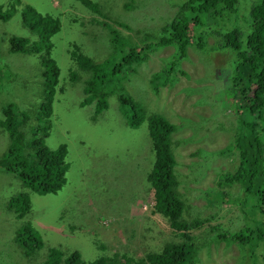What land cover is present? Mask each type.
Segmentation results:
<instances>
[{
	"label": "rangeland",
	"instance_id": "1",
	"mask_svg": "<svg viewBox=\"0 0 264 264\" xmlns=\"http://www.w3.org/2000/svg\"><path fill=\"white\" fill-rule=\"evenodd\" d=\"M14 1L0 0V62L3 64L0 66V156L10 144L4 124L8 118L20 131L24 128L28 138L35 134L37 126L42 135L43 127L50 121V135L45 138L47 144L57 148L67 143L73 159L67 172L69 182L58 195L37 193L32 196L37 210L31 214L38 221L45 240L44 249L59 244L66 251L79 250L84 260L114 252L127 253L138 260L146 257L148 252L162 251L166 243L183 241L182 232H186L198 236L195 243L199 251L194 264H251V257L245 259L240 256L242 253L237 244L226 246L225 241H212L215 234L211 225L221 224L234 230L245 221L243 210L236 202L241 186H232L230 194L234 195L235 201L226 197L228 202L224 201L219 206L211 204L212 195L207 192V188L214 184L215 169L233 170L237 163L235 155L230 151L225 155H214L213 159H208L207 167L206 164L201 166L200 171L205 170V174L201 176L197 172L200 177L191 180L189 188L186 183L180 184L186 206L185 217H198L203 223L181 230L172 227L167 216L155 207L154 188L150 186L146 192L142 183L149 175L155 158L147 114L144 121H139V117L128 124L117 94L110 95L107 109L97 112L93 99L99 93L88 94L86 91L90 72L83 71L73 56L75 52H81L108 73L125 56L129 45L123 39L112 43L110 28L99 23L82 0H16L17 4L10 8ZM91 1L99 4L109 0ZM160 1L146 0L149 6ZM130 2L113 0L110 1L113 4L111 8L104 6L111 17L120 22L100 17L118 27L119 38H140L136 32L141 29L134 30L141 22L140 14L131 15L132 9L126 7ZM27 4L37 11L33 19L41 13L51 14L60 20L61 30L51 36V53H47L48 48L43 43H39L41 37L38 32L24 24L21 10ZM15 6L17 9L11 15ZM141 10L137 9L136 13ZM169 10L172 13L173 7L167 4V0H162L160 8L155 7L151 13L159 14V19L163 12ZM203 20L209 23L205 25L209 29L220 25L207 13L203 14ZM190 26L192 33V22ZM13 36L28 37L33 47L39 43L45 48L31 53L12 52L10 38ZM214 42L213 35L209 36L208 45H216ZM141 47L137 45L135 50ZM174 50L173 45L160 47L150 53L148 61L126 66L104 82L107 89L114 88L108 89L110 92L124 89L144 112L159 113L175 124L172 137L179 160L176 168L185 173L189 171L188 165L196 167L194 161L203 158L201 154L191 155V152L201 148L216 153L234 140L240 118H245V113L241 115L237 105L243 86L240 90L231 91L227 54L223 49H216V56L212 57V53L191 47L181 62V68L189 75L177 71V82L174 85L163 84L156 92L151 83L152 71L161 69ZM46 57L54 59L53 68H48L50 63L45 64ZM106 61L110 63L106 64ZM252 88L254 85L250 91L253 95ZM50 89L53 111L45 116L40 106L48 100L46 95ZM5 107L9 112H5ZM17 177L11 172H0V264L11 260L1 249L8 252L12 235L16 232L15 225L7 226L12 214L8 213L2 201L16 189ZM90 187H117L125 191V196L113 199L105 193L96 199L90 194ZM76 193L81 201L75 197ZM102 244L106 245L105 249ZM35 262V259L25 258L20 264Z\"/></svg>",
	"mask_w": 264,
	"mask_h": 264
},
{
	"label": "trees",
	"instance_id": "2",
	"mask_svg": "<svg viewBox=\"0 0 264 264\" xmlns=\"http://www.w3.org/2000/svg\"><path fill=\"white\" fill-rule=\"evenodd\" d=\"M84 1L94 14L93 17L110 28L112 43L123 39L129 48L125 56L113 66L112 72L108 73L99 63H95L92 58L81 52H75L76 55L73 54V56H76L83 71L90 72L86 82L88 94L94 91L99 93L93 99L97 112L107 109L110 95L117 94L119 105L124 109L122 113L129 124L139 117V121H144L147 114L146 121L153 140L152 153L154 152L155 158L149 175L142 183L146 192L150 186L154 188L156 209L167 216L172 227L179 230L202 224L198 217L194 219L185 217L186 206L180 184L186 183L189 188L191 180H197L200 175L205 174V170L200 171V169L204 164L206 167L209 165L208 159H213L216 154L225 155L227 151H230V154H234L237 159L235 167L233 170L225 171L218 170L217 167L214 184L207 188V192L212 195L211 204L219 206L224 201L228 202L226 197L233 198L234 195H231L233 185L241 186L236 202L243 210L245 221L234 230L221 224L211 225L215 234L212 241H225L228 244L226 246L237 244L241 249L240 256L245 259L251 257V264H264V0H167V4L173 7L174 16L169 10L163 12L160 20L157 19L159 14L151 13L154 8L147 5L146 0H132L126 4L127 8L132 9L131 15H138L133 9H142L139 12L140 16L138 15L141 22L134 27V30L141 29L136 32L140 38L138 36L119 38L118 27L100 19L105 17L120 22L118 19H113L104 9V6L107 9L108 6L111 8L113 4L110 1L113 0L99 4L91 0ZM218 3L222 6L221 11L217 10ZM16 4L15 0L9 7ZM15 9H17L16 6L11 15ZM21 13L24 24L30 26L32 31L38 32L41 37L39 43H43L48 48L47 53H51V47H53L51 36L61 30L60 20L51 14L41 13L38 18L33 19L37 11L29 4L23 7ZM164 13L168 14L164 16ZM204 13L220 25L211 29L206 28L205 25L209 23L202 19ZM190 22H192V33ZM127 23L133 27L131 22L127 21ZM211 35L216 45H208ZM10 40L12 52L31 53L45 48L39 43L33 47L30 39L25 36H13ZM137 45L142 47L135 50ZM171 45L175 47L173 54L165 60L161 69L152 71L151 83L156 92L163 84L174 85L177 82V71L189 75L188 71L181 68V62L191 47L212 53L214 55L212 57L216 56L218 51L216 49H223L224 54H227L226 64L229 68V79L232 82L231 91L240 90L243 86L240 93L242 97L236 104L239 105L241 115L245 113V118H240L234 140L216 150V153L201 148L191 152V155L201 154L203 158L200 161H194L196 167L192 164L188 165L189 171L185 173L176 168L179 160L172 137V132L176 128L175 124L159 113L149 114L148 110L144 112L143 108L137 106L136 99L127 95L124 89L110 92L108 89L114 88L107 89L104 82L106 79L115 77L126 66H137L139 63L148 61L152 51ZM111 58L114 56L111 55ZM53 62L54 59L45 58V64L50 63L49 69L53 68ZM108 63L110 62L106 61V64ZM2 65L0 62L1 67ZM123 78L124 74L119 77V80L122 81ZM46 84L50 86V82ZM252 85H254L253 95L250 93ZM50 91L52 92V89L46 95L48 100L40 106L42 115L45 116H49L53 111ZM234 95L237 96V92ZM119 96L124 99H119ZM5 109V112H9L6 107ZM49 123L51 124L47 121V125L43 127L42 135H40V127L37 126L35 134L28 138L24 128L20 131L13 120L9 121L8 118L4 120L7 130L5 127L3 129L9 134L10 144L0 156V169L5 172L13 171L18 176L16 189L13 188L14 190L2 201L8 213L12 214L11 222L7 226H16L8 252L1 249L11 259L7 264H20L25 258L35 259L38 264H194L199 251V246L195 243L198 236L182 231L183 241L166 243L162 251L148 252L146 257L138 260L127 253L118 252L102 253L94 259L84 260L79 250L66 251L59 244H53L44 249L45 240L40 233L38 221L31 214L37 210L32 196L37 193L58 195L69 182L67 172L73 163L67 143H62L57 148H51L47 144L45 138L50 135ZM197 172H200V175ZM89 186L93 185L89 184ZM90 188L92 189L90 194L96 199L105 193L110 194L113 199L125 196V191L117 187ZM78 193L75 197L81 201ZM101 246L106 248L104 244Z\"/></svg>",
	"mask_w": 264,
	"mask_h": 264
},
{
	"label": "clouds",
	"instance_id": "3",
	"mask_svg": "<svg viewBox=\"0 0 264 264\" xmlns=\"http://www.w3.org/2000/svg\"><path fill=\"white\" fill-rule=\"evenodd\" d=\"M83 2H84V4L86 5V3H85V1L84 0H82ZM132 1V0H131ZM161 6V1L160 2H155L153 5H152V7L153 8H155V7H160ZM86 7H88L87 5H86ZM88 9H90L89 7H88ZM134 11H136V9H133ZM138 14H139V12H138ZM202 19H203V16H202ZM30 27V26H29ZM119 99H124L123 97H120L119 96ZM146 112V111H145ZM1 171L0 172H5L3 169H0ZM11 173H14L13 171H10ZM14 174H16V173H14ZM17 175V174H16Z\"/></svg>",
	"mask_w": 264,
	"mask_h": 264
},
{
	"label": "flooded vegetation",
	"instance_id": "4",
	"mask_svg": "<svg viewBox=\"0 0 264 264\" xmlns=\"http://www.w3.org/2000/svg\"><path fill=\"white\" fill-rule=\"evenodd\" d=\"M221 7H222V6L218 3V4H217V10H218V11H221V10H222Z\"/></svg>",
	"mask_w": 264,
	"mask_h": 264
},
{
	"label": "bare ground",
	"instance_id": "5",
	"mask_svg": "<svg viewBox=\"0 0 264 264\" xmlns=\"http://www.w3.org/2000/svg\"><path fill=\"white\" fill-rule=\"evenodd\" d=\"M21 3V2H20ZM22 5V4H21ZM34 41V40H33ZM124 115V114H123ZM125 116V115H124ZM126 118V117H125ZM127 120V119H126ZM128 123V122H127ZM129 124V123H128ZM155 155V154H154Z\"/></svg>",
	"mask_w": 264,
	"mask_h": 264
}]
</instances>
